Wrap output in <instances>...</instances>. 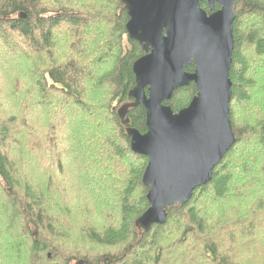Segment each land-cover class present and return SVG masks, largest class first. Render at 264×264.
I'll return each instance as SVG.
<instances>
[{
  "label": "trees",
  "instance_id": "obj_1",
  "mask_svg": "<svg viewBox=\"0 0 264 264\" xmlns=\"http://www.w3.org/2000/svg\"><path fill=\"white\" fill-rule=\"evenodd\" d=\"M127 22L121 0H0V264H264V0L235 7L236 142L148 232L135 226L148 160L126 134L146 131L145 111L118 116L144 56Z\"/></svg>",
  "mask_w": 264,
  "mask_h": 264
},
{
  "label": "water",
  "instance_id": "obj_2",
  "mask_svg": "<svg viewBox=\"0 0 264 264\" xmlns=\"http://www.w3.org/2000/svg\"><path fill=\"white\" fill-rule=\"evenodd\" d=\"M241 1L121 0L128 38L144 52L132 65V101L118 110L123 126L129 124L130 109L145 111L144 133L126 128L130 150L148 160L142 176L148 209L135 221L140 231L164 225L168 210L183 207L196 189L210 183L236 142L229 118V70L235 7ZM190 66L191 73L186 71ZM190 84L195 96L174 113L164 103Z\"/></svg>",
  "mask_w": 264,
  "mask_h": 264
},
{
  "label": "rangeland",
  "instance_id": "obj_3",
  "mask_svg": "<svg viewBox=\"0 0 264 264\" xmlns=\"http://www.w3.org/2000/svg\"><path fill=\"white\" fill-rule=\"evenodd\" d=\"M258 65H256V68H257Z\"/></svg>",
  "mask_w": 264,
  "mask_h": 264
}]
</instances>
